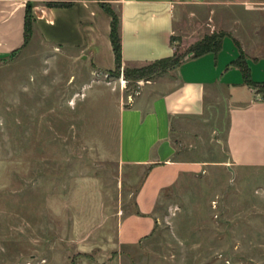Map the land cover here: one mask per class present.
<instances>
[{"label": "rangeland", "instance_id": "obj_1", "mask_svg": "<svg viewBox=\"0 0 264 264\" xmlns=\"http://www.w3.org/2000/svg\"><path fill=\"white\" fill-rule=\"evenodd\" d=\"M225 1L211 6L264 30V0ZM210 17L201 27L208 33L174 38L183 60L200 42L229 34V20L216 28ZM223 47L237 49L231 37ZM147 64L99 72L78 51L38 36L0 59V264H264L261 174L226 164L229 115L220 93L208 99L206 121L178 122L173 135L181 148L196 143L190 156L208 160L204 169L164 191L149 237L118 243L119 220L135 210L145 176L118 161V104L156 76L131 80L124 69ZM249 65L251 78L264 81V60Z\"/></svg>", "mask_w": 264, "mask_h": 264}, {"label": "crops", "instance_id": "obj_2", "mask_svg": "<svg viewBox=\"0 0 264 264\" xmlns=\"http://www.w3.org/2000/svg\"><path fill=\"white\" fill-rule=\"evenodd\" d=\"M43 1L35 0L33 6L32 38L38 36L49 45L78 51L99 72L115 71L112 16L101 0H75L68 6ZM107 1L121 19L123 66L173 56L174 38L182 30L185 37L199 35L196 31L213 30L201 28L208 23L210 10V19H218L216 28H225L221 19L229 20V34L223 37L217 51L184 59L130 95L132 101L126 106L118 104V161L122 167L145 172L136 193L135 210L119 220L118 243L135 245L149 237L158 225L157 208L164 191L174 187L183 174L199 173L208 163L190 156L195 152L194 141L188 140L181 148L173 135L178 122L206 121L208 99L215 102L217 93L227 99L229 115L225 162L234 170L261 174L259 185L264 195V92L248 84L243 70L235 63L242 51L248 64L264 60V30H254L258 22L241 26L245 22L240 16L211 6L213 2L224 5L225 0ZM27 3L28 0H0V59L10 57L30 41L26 42L25 35ZM229 37L237 49L226 52L223 43Z\"/></svg>", "mask_w": 264, "mask_h": 264}, {"label": "trees", "instance_id": "obj_3", "mask_svg": "<svg viewBox=\"0 0 264 264\" xmlns=\"http://www.w3.org/2000/svg\"><path fill=\"white\" fill-rule=\"evenodd\" d=\"M61 2L62 0H55ZM75 0H68L62 2L58 5H71ZM101 5L103 8L112 16V32H111V40L115 52L116 58V69L117 75H120L121 69L123 67V50H122V34H121V19L119 13L116 11L111 2L107 0H101ZM33 6L34 3L32 0H28L27 3V13H26V26H25V35L26 42L31 39V35L33 32ZM225 35H216L214 38L206 39L203 42H200L192 49L193 56H200L207 52L217 51L223 42V37ZM239 44V43H238ZM240 45V44H239ZM183 59L177 53L173 56L161 58L155 60L153 62L148 63L145 66L136 67V68H125L124 73L128 79L131 80H150L152 77L159 73L166 72L170 69L175 68L180 63H182ZM235 63L243 70L245 74L246 82L259 91L264 92V82H256L250 78V65L245 59L244 53L242 51L241 56Z\"/></svg>", "mask_w": 264, "mask_h": 264}, {"label": "built area", "instance_id": "obj_4", "mask_svg": "<svg viewBox=\"0 0 264 264\" xmlns=\"http://www.w3.org/2000/svg\"><path fill=\"white\" fill-rule=\"evenodd\" d=\"M120 81H121V84H122L123 88L127 87V82H128V80L125 78L124 74H122V75L120 76ZM142 82H143V81H142ZM140 83H141V82H140Z\"/></svg>", "mask_w": 264, "mask_h": 264}]
</instances>
